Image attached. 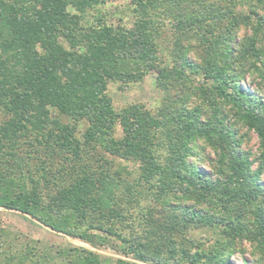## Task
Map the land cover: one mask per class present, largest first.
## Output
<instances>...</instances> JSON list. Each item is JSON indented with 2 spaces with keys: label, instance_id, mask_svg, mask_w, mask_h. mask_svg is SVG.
I'll list each match as a JSON object with an SVG mask.
<instances>
[{
  "label": "trees",
  "instance_id": "1",
  "mask_svg": "<svg viewBox=\"0 0 264 264\" xmlns=\"http://www.w3.org/2000/svg\"><path fill=\"white\" fill-rule=\"evenodd\" d=\"M102 4L0 0V208L98 250L0 228V264H232L243 241L264 264V0H130L129 25ZM152 72L156 107H113Z\"/></svg>",
  "mask_w": 264,
  "mask_h": 264
},
{
  "label": "rangeland",
  "instance_id": "2",
  "mask_svg": "<svg viewBox=\"0 0 264 264\" xmlns=\"http://www.w3.org/2000/svg\"><path fill=\"white\" fill-rule=\"evenodd\" d=\"M103 2L104 4L98 6L96 10L92 11V16L102 13L106 14V18L113 24H116L119 18H122L127 25L131 23V14L128 12L130 0H103ZM242 35L243 31L239 33L240 37ZM143 80L144 81L142 83H132L127 85L120 84L118 82L110 83L108 86V95L111 97L113 107L116 110H120L128 105L138 103L146 105L148 109L156 107L162 97L161 93L156 88L157 74L152 72ZM258 82L259 79L254 76H248L246 78L247 87L250 89L262 87L260 84L257 85ZM237 127L240 128V125H237ZM240 132L246 133L248 137V140L244 142L245 148L251 150L254 156L258 157L260 154V146L259 139L256 134L253 131L247 132L246 128H240ZM205 153L208 154V160H213L215 158V155L211 150L206 149ZM208 160H205L202 163L201 168L207 173H210ZM260 179L264 182V165ZM0 228L7 233L8 243L12 242V244L16 247L29 244L41 251L49 252L52 256H55V249L52 246L64 242L88 248L96 252L98 251L80 240L65 237L62 234H55L39 223L32 221L29 217H26L16 211H6L0 208ZM197 236L199 238L203 237L204 243L205 240L210 243L215 239V235L208 231L198 234ZM236 248L237 251L230 259L232 264H243V259H246L248 263L253 260L254 263V254L256 253V250L252 245L243 241V243L241 245H237ZM98 253L101 254V264H111V260L109 258L115 256V254L104 250L99 251Z\"/></svg>",
  "mask_w": 264,
  "mask_h": 264
}]
</instances>
